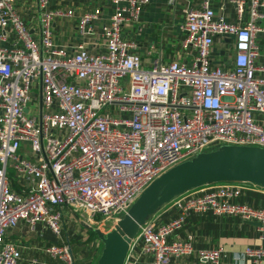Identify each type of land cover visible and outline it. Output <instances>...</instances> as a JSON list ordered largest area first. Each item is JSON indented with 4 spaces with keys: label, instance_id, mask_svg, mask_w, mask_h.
Returning <instances> with one entry per match:
<instances>
[{
    "label": "built area",
    "instance_id": "2783aa9c",
    "mask_svg": "<svg viewBox=\"0 0 264 264\" xmlns=\"http://www.w3.org/2000/svg\"><path fill=\"white\" fill-rule=\"evenodd\" d=\"M48 1L35 2V39L14 0H0V43L8 42L0 44V264L22 259L19 243L6 238L19 222L47 229L55 239L42 249L46 262L29 264H75L63 237V210L105 233L170 167L223 145L264 148L263 68L254 39L264 0H226L235 21L215 14L212 0H193L179 25L187 60L149 65L136 42L120 35L149 0H111L107 22L97 30V10L81 13L79 42L70 51L52 43L51 20L71 11H54ZM217 38L231 44L227 64L209 58ZM7 166L21 191L11 188ZM238 183H206L173 197L179 215L157 226L147 217L122 264H169L191 253V237L166 240L190 213L264 226V208L234 202ZM244 255L258 264L264 250L246 248ZM192 258L189 264H219L221 249H199Z\"/></svg>",
    "mask_w": 264,
    "mask_h": 264
},
{
    "label": "crops",
    "instance_id": "0c3cea01",
    "mask_svg": "<svg viewBox=\"0 0 264 264\" xmlns=\"http://www.w3.org/2000/svg\"><path fill=\"white\" fill-rule=\"evenodd\" d=\"M245 1V4L247 0ZM36 0H14L13 6L19 16L24 20L29 33L35 39L38 35V12ZM193 0H149L139 14L138 20L132 25H123L120 35L124 39L133 40L144 64H151L154 60L165 63L169 60L184 61L188 56L181 49V32L179 25L183 20V9L191 5ZM224 7L222 8V6ZM48 7L54 11H71L70 16L55 15L51 20V40L56 46H61L70 51L79 42L76 23L83 12L97 10V17L93 22L97 30L101 24L107 22V17L112 9L111 0H49ZM215 14H221L226 20L235 21L231 5L226 0H212ZM246 9V7L244 6ZM247 18L243 13L241 22ZM257 29L254 39L257 43L258 54L256 64L263 68V73L258 77L264 79V11L263 18L256 20ZM91 38L98 41L96 36ZM8 42L0 43L7 45ZM87 49H92L87 43ZM210 60L213 65L227 64L232 54V47L228 40L217 38L209 50ZM26 152L25 146L19 153ZM10 167V166H9ZM8 173L9 184L15 191H21L22 183L13 172ZM240 189L234 202L252 208H264V188L251 183H238ZM179 215L178 208L172 200L159 206L148 216L155 226L166 221H172ZM63 237H68L72 249L76 254L75 264H92L98 248V239L89 233L91 227L85 231L77 229L72 222L76 221L71 213L62 211ZM78 222V221H76ZM80 223V222H79ZM72 231L73 234H72ZM186 236L191 237L193 251L189 254L179 255L170 259L169 264H189L196 250L221 249L219 264H253L249 257H245L246 248H261L264 250V226L254 220H241L236 216L219 215L209 217L201 213H190L182 224L174 229L168 241H183ZM7 239L19 243L22 259L18 264H29V259L46 262L48 258L43 252V247L54 242L55 239L47 229L39 226L29 228L24 223H18L7 235ZM201 264H209L202 261ZM258 264H264V255Z\"/></svg>",
    "mask_w": 264,
    "mask_h": 264
},
{
    "label": "water",
    "instance_id": "95a60500",
    "mask_svg": "<svg viewBox=\"0 0 264 264\" xmlns=\"http://www.w3.org/2000/svg\"><path fill=\"white\" fill-rule=\"evenodd\" d=\"M238 181L264 188V148L223 145L174 165L145 186L135 201L105 233L95 264H122L130 239L141 223L173 197L206 183Z\"/></svg>",
    "mask_w": 264,
    "mask_h": 264
},
{
    "label": "rangeland",
    "instance_id": "374dc122",
    "mask_svg": "<svg viewBox=\"0 0 264 264\" xmlns=\"http://www.w3.org/2000/svg\"><path fill=\"white\" fill-rule=\"evenodd\" d=\"M30 109H32V107H31ZM7 171H8L9 173H12V169H11V167L7 166ZM76 221H79V220L76 218ZM76 221L72 222L73 225H74L77 229H79V230L81 229L82 231H85V227L81 224L82 222L79 221V222H81V223H79V222H76ZM91 227H92V228H95L94 226H91ZM103 227H104V228H108V227H106V226H103ZM103 230H104V229H103ZM73 232H74V231H72V234H73ZM89 233L91 234V233H94V232H93V230L91 229V230H89ZM91 235H92V234H91ZM93 236L95 237V234H94ZM100 249H101V242L99 241V246H98V248L96 249V255H95L94 259L92 260V264H95V263H96V259H97L98 255H99Z\"/></svg>",
    "mask_w": 264,
    "mask_h": 264
},
{
    "label": "trees",
    "instance_id": "16d2710c",
    "mask_svg": "<svg viewBox=\"0 0 264 264\" xmlns=\"http://www.w3.org/2000/svg\"><path fill=\"white\" fill-rule=\"evenodd\" d=\"M92 235H94V233H92Z\"/></svg>",
    "mask_w": 264,
    "mask_h": 264
}]
</instances>
